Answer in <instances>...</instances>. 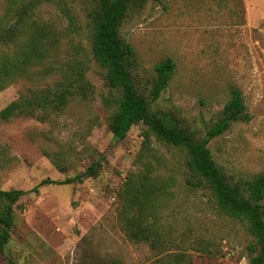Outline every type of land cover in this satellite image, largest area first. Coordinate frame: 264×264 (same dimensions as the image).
Listing matches in <instances>:
<instances>
[{
  "label": "rangeland",
  "instance_id": "rangeland-1",
  "mask_svg": "<svg viewBox=\"0 0 264 264\" xmlns=\"http://www.w3.org/2000/svg\"><path fill=\"white\" fill-rule=\"evenodd\" d=\"M28 3H35L36 20L60 32L59 47L33 67L36 79L21 78L0 92V112L31 89L52 86L62 78L59 69L76 63L84 65L92 88L50 120L0 121L1 188L25 191L0 264H250L254 238L246 224L219 210L189 172L184 150L154 135L147 139L143 124L122 140L110 131L105 98L113 92L92 55L88 4L0 0L2 24L12 8ZM121 35L136 50L135 79L146 94L154 67L167 58L176 62L154 109L196 133L218 120L232 89L240 88L251 120L234 124L209 148L231 180L264 173V0H147L124 21ZM49 65L57 71L42 77ZM97 163L96 176L58 183ZM144 174L163 187L151 214L161 235L158 248L129 240L120 215L127 178L138 186Z\"/></svg>",
  "mask_w": 264,
  "mask_h": 264
},
{
  "label": "trees",
  "instance_id": "trees-1",
  "mask_svg": "<svg viewBox=\"0 0 264 264\" xmlns=\"http://www.w3.org/2000/svg\"><path fill=\"white\" fill-rule=\"evenodd\" d=\"M84 2L88 4L92 55L105 71L106 84L113 92L112 97L105 98V105L111 110L110 131L122 140L134 126L143 124L147 139L154 135L167 145L184 150L189 172L201 187L210 191L219 210L246 224L254 238V243L249 246L250 264H264V173L243 181L231 180L209 148L212 140L228 132L234 124L251 120L241 89H232L231 98L220 117L203 134L182 126L174 116L154 109V104L173 79L176 62L167 58L154 67L153 86L146 94L138 88L135 79L136 50L121 35L124 21L131 12L142 9L147 0ZM34 4L12 8L9 23L2 24L0 20V92L21 78L36 79L38 76L33 67L43 64L59 47L60 32L34 18ZM84 70L81 63L71 65L67 70L59 69L61 79L52 86L31 89L28 95L10 103L0 112V121L10 122L19 117L45 121L61 114L73 99L86 98L90 92L92 86ZM56 71L53 65H49L41 76L54 75ZM52 160L64 171L59 161ZM100 164H94L83 174L58 183L68 185L96 176ZM127 180L120 210L127 238L138 243L151 242L152 248H158L161 235L157 233L158 224L151 221V214L157 210V199L163 187L154 183L149 174L143 175L138 186H135L132 176ZM44 182L54 183L50 179ZM24 194L23 190L5 191L0 185V252L11 241L15 206ZM175 261L182 260L177 257ZM111 264L123 262L114 261Z\"/></svg>",
  "mask_w": 264,
  "mask_h": 264
}]
</instances>
